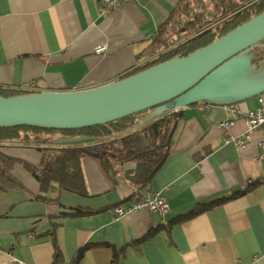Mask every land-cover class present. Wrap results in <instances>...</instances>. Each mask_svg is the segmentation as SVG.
<instances>
[{
    "label": "crops",
    "instance_id": "0c3cea01",
    "mask_svg": "<svg viewBox=\"0 0 264 264\" xmlns=\"http://www.w3.org/2000/svg\"><path fill=\"white\" fill-rule=\"evenodd\" d=\"M179 1L129 0L102 14L101 0H0V85L73 91L118 80L139 67L137 56ZM98 45H107L106 51L96 53ZM263 102L264 94L210 109L204 103L184 107L170 153L141 191L124 177L135 163H126L112 177L99 158L85 154L81 161L88 195L63 189L57 204L34 199L40 184L16 166L13 173L27 189H0V264H53V223L58 224L63 264H71L85 245L91 247L78 264H114L116 253L115 264H264V133L254 131L249 145L240 148L226 142L221 127L237 113L230 132L243 135L244 114ZM5 152L33 163L41 159L36 149L8 147ZM148 189L167 197L166 214L141 210L116 218L111 208L58 216L78 207L127 206L135 192ZM244 189L248 191L234 196ZM223 197L230 198L168 227L197 204Z\"/></svg>",
    "mask_w": 264,
    "mask_h": 264
},
{
    "label": "trees",
    "instance_id": "16d2710c",
    "mask_svg": "<svg viewBox=\"0 0 264 264\" xmlns=\"http://www.w3.org/2000/svg\"><path fill=\"white\" fill-rule=\"evenodd\" d=\"M256 0H180L167 20L159 27L157 34L150 38V44L137 56L138 68L123 77L140 72L153 65L174 57H184L202 48L232 29L264 12V0H257L254 8H246ZM264 42V40H263ZM257 66L264 63V46L254 48ZM121 77V78H123ZM40 88L8 87L0 85V95L12 96L34 93ZM207 103L200 102L198 104ZM154 108L106 123L81 129H52L34 126H16L0 128V189L9 192L15 189H27L13 173L16 166H22L39 184L40 193L34 199L60 203L59 192L63 189L70 192L88 195L86 181L82 170V157L87 152L82 148L102 154L99 158L104 170L112 177L117 176L126 163H135V168L124 172V177L138 191L147 188L154 174L164 164L173 145V137L167 144L168 137L180 116L167 112L152 121L144 123L142 118ZM93 137L89 143L62 145L54 144L57 137ZM8 147L36 149L41 154L38 163L5 152ZM248 191L244 189L235 195ZM53 193L56 196L47 195ZM230 197L200 203L185 214L178 215L170 224L179 223L200 213L219 206ZM119 204L101 209L75 208L60 213L61 217H80L116 208ZM166 225V226H167ZM58 224L53 223L51 231L54 244L53 264H63L64 255L57 241ZM155 232V231H154ZM139 239L136 244L148 236ZM91 245L81 247L71 264H78ZM123 247L120 253L125 252ZM118 253L113 258L115 264Z\"/></svg>",
    "mask_w": 264,
    "mask_h": 264
},
{
    "label": "water",
    "instance_id": "95a60500",
    "mask_svg": "<svg viewBox=\"0 0 264 264\" xmlns=\"http://www.w3.org/2000/svg\"><path fill=\"white\" fill-rule=\"evenodd\" d=\"M256 1L246 8L253 9ZM263 40L264 12L187 56L171 58L100 86L0 95V128L81 129L154 108L141 117L146 123L167 112L181 116L184 107L200 102L225 106L246 101L264 94V63L258 67L254 62V48L264 46ZM94 140L62 136L53 143L74 145ZM82 150L96 158L104 156V152Z\"/></svg>",
    "mask_w": 264,
    "mask_h": 264
},
{
    "label": "built area",
    "instance_id": "2783aa9c",
    "mask_svg": "<svg viewBox=\"0 0 264 264\" xmlns=\"http://www.w3.org/2000/svg\"><path fill=\"white\" fill-rule=\"evenodd\" d=\"M129 0H101L98 9L102 14H105L112 9L118 7L123 2ZM107 49V45H98L95 48L96 53H104ZM204 107L210 109L215 105L204 103ZM227 106V105H225ZM239 118V114L235 113L232 119H226L221 123V127L226 135L227 143H234L240 148H245L249 145L251 141V134L258 130L262 129L264 133V102L261 107L255 110H248L244 114V118L247 123V131L241 136H235L230 132V128L233 126L234 121ZM261 147L264 149V139L260 143ZM263 156H259L258 160H261ZM135 200L132 201L127 206H118L114 209L115 217L121 218L127 213L139 212L141 210H148L151 212L159 213L161 215L166 214L170 205L167 197L160 190L148 189L144 194L135 192ZM20 264H23L22 261H18Z\"/></svg>",
    "mask_w": 264,
    "mask_h": 264
},
{
    "label": "rangeland",
    "instance_id": "374dc122",
    "mask_svg": "<svg viewBox=\"0 0 264 264\" xmlns=\"http://www.w3.org/2000/svg\"><path fill=\"white\" fill-rule=\"evenodd\" d=\"M90 155V154H89ZM84 156V155H83Z\"/></svg>",
    "mask_w": 264,
    "mask_h": 264
}]
</instances>
